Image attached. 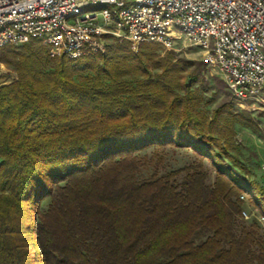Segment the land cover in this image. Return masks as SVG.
Here are the masks:
<instances>
[{
    "label": "trees",
    "instance_id": "trees-1",
    "mask_svg": "<svg viewBox=\"0 0 264 264\" xmlns=\"http://www.w3.org/2000/svg\"><path fill=\"white\" fill-rule=\"evenodd\" d=\"M23 46L0 48L18 76L0 87V264H264V237L235 234L242 194L264 222V189L235 174L234 127L252 120L228 103L204 112L201 64L189 71L157 44L77 59L50 57L40 39ZM149 148L190 150L198 164L125 177Z\"/></svg>",
    "mask_w": 264,
    "mask_h": 264
},
{
    "label": "built area",
    "instance_id": "built-area-1",
    "mask_svg": "<svg viewBox=\"0 0 264 264\" xmlns=\"http://www.w3.org/2000/svg\"><path fill=\"white\" fill-rule=\"evenodd\" d=\"M110 38L135 52L196 48L239 109L264 102V0H0V48L40 39L53 56L77 59L103 53ZM259 173L264 189V162Z\"/></svg>",
    "mask_w": 264,
    "mask_h": 264
},
{
    "label": "rangeland",
    "instance_id": "rangeland-1",
    "mask_svg": "<svg viewBox=\"0 0 264 264\" xmlns=\"http://www.w3.org/2000/svg\"><path fill=\"white\" fill-rule=\"evenodd\" d=\"M114 42L121 44L126 41L114 38H110L109 40L107 39L104 42V52L106 48L112 45ZM176 46L180 49V51L174 53L175 57L177 59H184L186 61H189L193 65L189 69V71L193 70L198 64H201V73L198 84L202 85L203 90L205 91L204 96L211 101L210 104L204 107L203 110L205 113L210 116L212 112L221 104L228 103L232 106V110L235 114L243 113L245 116H249L251 118V128L241 127L239 125H235L234 127V145L239 150V161L245 168L243 170L235 168V174L240 178L254 181L261 186L262 178L259 173V166L262 162H264V102L263 104L257 105L255 109L251 111L239 109L235 103H232L231 97L227 91V86L219 72L216 70H211L209 67H207L206 64L203 63L201 51L192 47L183 48L181 43H177ZM23 47V45H17L5 48L7 50L21 52L23 51ZM130 49L132 53H138V51L135 52L132 50L131 45ZM165 53L162 51L161 47H159L157 55L159 57H163ZM49 56L57 58L53 56L51 52H49ZM2 57L3 54L0 52V64H2L7 71H9L0 74V87H5L17 82L18 76L11 67H7L2 63ZM136 80L137 79L135 78H126L124 81H126V83L128 84H134ZM77 81H80L79 78L77 79ZM137 159L140 163L138 171L125 174V177L132 178L136 181L150 180L152 179V177H154V175L157 178H162L170 172L177 171L186 167H196L198 164L197 157L190 150L186 149L149 148L142 152H139L137 154ZM203 171L208 176L207 184L212 186L214 182V171L212 170L210 164L206 161L203 162ZM184 179L185 174L183 173L175 178L173 182L176 186H178L179 189H181ZM241 196H244V198L241 199ZM241 196L239 198L241 201V211H246L250 214L252 213L253 215H251L247 220L243 218L239 219L238 226L235 229V234L239 235V233L242 231V228L246 227L255 232L257 236L264 237L263 219L260 217L257 209L250 205L246 194H242ZM49 203V199L43 201L41 204V209H47ZM208 236V234H205L203 232L198 233L194 238L195 244L203 242Z\"/></svg>",
    "mask_w": 264,
    "mask_h": 264
}]
</instances>
